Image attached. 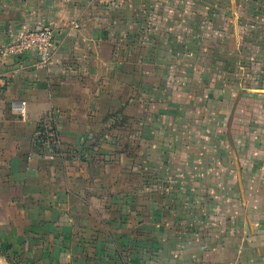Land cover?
Wrapping results in <instances>:
<instances>
[{"label": "crops", "instance_id": "crops-1", "mask_svg": "<svg viewBox=\"0 0 264 264\" xmlns=\"http://www.w3.org/2000/svg\"><path fill=\"white\" fill-rule=\"evenodd\" d=\"M37 28L47 66L0 55V257L264 264V0H0V50Z\"/></svg>", "mask_w": 264, "mask_h": 264}, {"label": "built area", "instance_id": "built-area-1", "mask_svg": "<svg viewBox=\"0 0 264 264\" xmlns=\"http://www.w3.org/2000/svg\"><path fill=\"white\" fill-rule=\"evenodd\" d=\"M119 3H129L132 0H117ZM54 34L50 28L29 29L21 33L15 41L0 50L2 57L24 55L33 52L37 63L41 67L47 66L52 58ZM6 81L1 79L0 95L4 93ZM25 102H15L12 109L15 113L24 116ZM59 154V138L54 127V119L51 114L42 117L38 123L32 138V147L29 157L35 155L43 159L51 160Z\"/></svg>", "mask_w": 264, "mask_h": 264}, {"label": "rangeland", "instance_id": "rangeland-1", "mask_svg": "<svg viewBox=\"0 0 264 264\" xmlns=\"http://www.w3.org/2000/svg\"><path fill=\"white\" fill-rule=\"evenodd\" d=\"M0 264H12L7 261V259H4L3 257H0Z\"/></svg>", "mask_w": 264, "mask_h": 264}]
</instances>
